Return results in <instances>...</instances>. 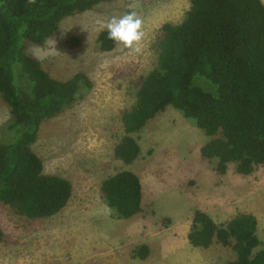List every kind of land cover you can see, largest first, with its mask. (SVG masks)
I'll list each match as a JSON object with an SVG mask.
<instances>
[{
  "label": "rangeland",
  "instance_id": "obj_1",
  "mask_svg": "<svg viewBox=\"0 0 264 264\" xmlns=\"http://www.w3.org/2000/svg\"><path fill=\"white\" fill-rule=\"evenodd\" d=\"M130 3L144 21L139 51L117 44L102 51L98 36L103 23L126 12ZM190 5V0L98 4L64 18L60 33L40 46L45 51L38 55L52 51L39 60L52 77L67 80L81 71L93 83L73 106L42 123L33 144L45 170L69 178L74 192L62 211L45 219H29L1 204L0 264H225L234 259V252L220 243L204 248L189 242L198 209L219 223L254 214L264 247V167L244 176L231 163L220 174L217 160L202 154L210 137L174 107L134 134L141 146L137 160L127 164L115 156L126 132L124 113L143 76L157 65L162 25L181 22ZM70 37L78 44H70ZM9 120L10 107L0 94V139ZM124 169L140 177L143 205L136 215L120 219L101 197L100 184ZM141 244L149 245L146 258L134 255Z\"/></svg>",
  "mask_w": 264,
  "mask_h": 264
},
{
  "label": "trees",
  "instance_id": "obj_2",
  "mask_svg": "<svg viewBox=\"0 0 264 264\" xmlns=\"http://www.w3.org/2000/svg\"><path fill=\"white\" fill-rule=\"evenodd\" d=\"M115 0H0V94L10 120L0 139V205H10L29 219L62 211L74 192L72 181L45 170L34 151L42 123L62 114L93 87L84 72L67 80L52 77L28 51L60 33L68 16ZM179 23L165 22L156 41L157 65L140 81L123 122L125 135L115 146L127 164L141 154L134 136L168 106L182 113L210 138L202 154L217 160V171L231 163L244 176L264 167V2L262 0H190ZM68 42L78 44L70 37ZM102 51L115 43L100 31ZM100 195L120 219L142 210L143 187L132 170H120L100 184ZM258 220L240 213L219 223L203 210L194 213L188 240L208 248L229 247L235 257L225 264H264ZM4 232L0 227V241ZM149 245L135 256L146 258Z\"/></svg>",
  "mask_w": 264,
  "mask_h": 264
},
{
  "label": "clouds",
  "instance_id": "obj_3",
  "mask_svg": "<svg viewBox=\"0 0 264 264\" xmlns=\"http://www.w3.org/2000/svg\"><path fill=\"white\" fill-rule=\"evenodd\" d=\"M35 3V0H29ZM107 31V38L120 46L122 49L139 51V45L144 38V21L135 10V4L130 3L128 10L121 15L112 16L102 25ZM44 52L40 46H33L32 54L36 59L43 61L52 51H47L45 55H38L37 52ZM56 50V47L54 49Z\"/></svg>",
  "mask_w": 264,
  "mask_h": 264
}]
</instances>
